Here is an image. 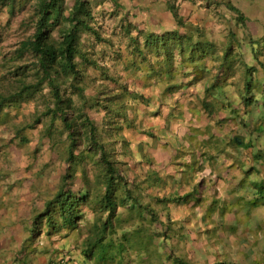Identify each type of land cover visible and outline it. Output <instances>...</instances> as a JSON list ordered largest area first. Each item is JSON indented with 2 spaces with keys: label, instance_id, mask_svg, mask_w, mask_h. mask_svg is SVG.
<instances>
[{
  "label": "trees",
  "instance_id": "obj_1",
  "mask_svg": "<svg viewBox=\"0 0 264 264\" xmlns=\"http://www.w3.org/2000/svg\"><path fill=\"white\" fill-rule=\"evenodd\" d=\"M204 2L226 7L235 14L238 26L245 28L249 17L230 0ZM27 3L32 17L22 24H30L33 31L1 64L5 72L0 69V123H8V106L16 107L17 116L23 102L42 97L44 109L35 115V123L49 117L42 136L64 141L51 148L64 157L66 167L55 193L34 213L30 237L15 260L25 264H225L223 233H238L241 219L230 222L228 216L240 212L232 208L230 193H210L205 178L189 176L188 160L193 172H199L214 167L220 155L230 157V148H237L238 162L250 147L255 159L264 157L243 132L248 127L264 134V114L259 116L263 125L252 127L240 114L254 104L264 111V81L258 75L264 73V36L240 38L230 31L218 41L204 26L187 20L176 0H167L175 28L157 30L122 21L128 53L115 51L104 60L107 51L97 47L112 46L113 41L102 33L91 0H73L69 7L65 0H0V9L12 14L16 6ZM244 41L249 43L252 62ZM129 75L145 77V83L132 84ZM155 84L157 99L145 92ZM193 85H201L194 99H181L183 89ZM87 89L93 94L88 96ZM187 106L195 109L191 112L197 119L194 125L184 119ZM88 108L104 112L100 124ZM201 119L204 123H199ZM34 127L31 123L17 127L9 140L27 143L22 132ZM130 131L142 135L138 142L128 135ZM6 143L1 140L0 153ZM153 149L167 155L174 173L154 166ZM78 177L82 186L75 188ZM257 190L261 195L249 198L246 216L264 205L259 203L264 186ZM174 204L187 213L173 217ZM197 238L215 249L211 253L215 259L203 251Z\"/></svg>",
  "mask_w": 264,
  "mask_h": 264
},
{
  "label": "rangeland",
  "instance_id": "obj_2",
  "mask_svg": "<svg viewBox=\"0 0 264 264\" xmlns=\"http://www.w3.org/2000/svg\"><path fill=\"white\" fill-rule=\"evenodd\" d=\"M230 1L249 17L245 28L238 26L235 14L224 6L216 7L214 3L207 6L204 0H176L180 12L186 19L204 26L218 41L225 40L230 31L236 32L240 38L251 35L260 40L258 37L264 36V0ZM91 2L102 33L113 41L112 46L100 44L97 47L98 51L104 48L107 51L104 60L108 59L109 53L122 51L125 44V38L118 33V27L123 20L121 17H129L132 22L143 24L151 29L166 26L171 28L170 24L177 26L175 19L172 18L173 15L168 10L166 0H91ZM72 3L73 0H65L67 7ZM31 9L30 3L16 6L12 14L5 9H0V69L4 72L5 68L1 64L5 56L11 54L24 36L33 31L30 24L27 27L22 24L28 20V17H32ZM86 43L89 44L87 41ZM244 49L251 61V50L247 41H244ZM42 102L40 96L36 102H23L17 116L15 115L16 107L8 106L7 111L10 113L8 123H0V145L1 140L7 142V146L0 153V191L5 195L17 190L16 195H10L12 197L10 203L14 205L22 200L25 202L24 205L32 202L35 206L42 208V205L38 203H42L43 198H48L55 193L60 184L61 175L65 172L64 157L57 154L48 141H42V130L48 127L49 117H42L38 123L34 120L35 115L44 109ZM30 123L35 124V127L26 128L22 132L28 138L27 143L19 138L9 140L15 134L17 127ZM55 126L60 129V121H57ZM61 145L58 143L57 148ZM76 183L75 188L81 187V178H78ZM247 185L249 188L255 187L250 182ZM263 201L264 198L259 200V203ZM4 209L5 206L0 200V214L4 213ZM179 209H176L177 218L187 213L186 209L183 212ZM250 212L248 216L246 212L228 216L230 222L233 218L236 221L238 218L241 220L238 223L237 234L223 233V243L227 244L224 248L227 252L221 258L224 259L225 264H264V206L252 208ZM6 217L18 222L12 213L4 215V219ZM89 217H91L90 214ZM6 225L7 222L0 221V237ZM197 239L203 251H208L212 255L215 249L205 239ZM222 252L225 253V250ZM212 259H215V255H212ZM16 263L25 264V260L22 261L19 258Z\"/></svg>",
  "mask_w": 264,
  "mask_h": 264
},
{
  "label": "crops",
  "instance_id": "obj_3",
  "mask_svg": "<svg viewBox=\"0 0 264 264\" xmlns=\"http://www.w3.org/2000/svg\"><path fill=\"white\" fill-rule=\"evenodd\" d=\"M121 18H126L125 20L124 19L122 20L124 21V23L132 22L129 19V17H121ZM172 18L174 19V17ZM132 23L136 24L137 22L133 21ZM137 24H140V23H137ZM171 25L172 24H170L171 28L176 27V26H171ZM145 27L148 28V26H145ZM168 28L169 27L166 26L164 28H157V30H165ZM118 30H119L118 33L121 34L123 38H125V44L122 47V51L120 50H117V51L128 53V37L121 32L120 26L118 27ZM121 73L125 74L124 71H121ZM258 75H259L260 81L261 82L264 81V73L259 71ZM145 79H146L145 77H140L137 75L128 76V80L130 81V83L136 84V85H143L145 83ZM261 85L262 84H260V86ZM263 87H261V89ZM200 90H201V85H193L190 87H185L183 91L186 94L182 93L181 99L186 98L188 101L192 100L194 99L195 93ZM90 92L91 93H89V89L86 90V93L88 96L89 94L92 95L94 91L91 89ZM145 92H146V95L151 96L153 99H157L159 95V88L156 84L153 86H149V87L147 86V88L145 89ZM258 96L262 97V94L259 93ZM74 98H77V97L74 96ZM144 108L145 106L141 105V110ZM194 110L195 109L193 108L190 110V108H188L187 106L185 114H184V119H186V121H189V122L192 121L193 125L197 123L196 122L197 119L192 118L191 116L192 114L191 112ZM88 112L90 113L91 117L96 121L97 124L101 123L103 116H104V112H100L99 110H97V108H91L88 110ZM240 114L241 116L245 117V119L247 120V123H250L249 127H252L253 124H256V123L263 125V120L261 118L259 119V116L261 115L260 117H263L264 111H262L260 106H256L254 104L250 108L249 111H247L246 113L244 111H240ZM145 121H147V119H145ZM199 123H204V120L201 119ZM238 128H239L238 126H235L234 128L235 132H237ZM248 129H249L248 127H245V129L243 130V132L245 131V133H247V138H246L247 141L248 142L253 141L255 145H257L254 147V151L256 147H258L259 150H261L264 154L263 130L262 131L260 130L259 132H251ZM180 130H181L180 134L183 135L184 127L180 128ZM250 133H253V137L250 136ZM128 135L131 137V139L136 138L135 141L137 142L140 140L139 138L142 137L141 134H138L137 132H134V131H130ZM42 137H43L42 141L43 142L48 141L51 147L53 146V143L58 144L60 142V141H56V139H50V137H46V136L45 137L42 136ZM61 144H64V141H62ZM228 151L230 153V157L227 158L225 156L220 155L218 157L219 158L218 162L216 165H214V167H206L205 169H202V171H199V172H193L192 170L193 164L191 160H188L191 166L190 167L191 171L189 172L190 173L189 176H192L195 179L205 178L206 182L211 185V189L209 190L210 193L217 191V193L222 196L225 195L227 192L230 193L234 201L232 208L238 209L240 213H244L247 211V208H249L250 206L248 204L249 198L252 199L255 196L259 197L261 195V192L258 193L257 189L258 187L264 186V157L260 159L257 158L258 160L255 159L254 155L252 156V154L254 153V152L252 153L253 148L250 147L245 150L246 156H242L243 157L241 159L242 162H238L237 161V156H238L237 148H234V149L230 148ZM153 153L156 157L155 164H154L155 167L160 168L162 169V171L167 172V173H174V171L170 169V165H168L169 160L166 154L159 155L156 149H153ZM147 168H148V165L144 163V170H147ZM245 173L248 174V178L246 179L244 186H246V184L250 182L251 184L255 185L254 188H249L248 185L246 186V188H244L243 184L241 183V180L245 176ZM78 178H76L75 180V185H77L76 182ZM81 183H82V180H81ZM248 192H251V194L249 195ZM17 193L18 192L16 190L11 194L16 195ZM6 194L3 195L2 191H0V200L3 202V205L5 206L4 213L0 214V221L4 223L7 222L6 228L3 230L4 233H2V237H0V264H19V263H16L17 261H15V254L23 248V244L30 237V226H31L34 213L40 210L41 208H39L38 206H35L32 202H28L26 205H24L25 202L22 200H20L19 204L18 203L15 205L11 204L10 203V199H12V197H10L11 194L10 193H6ZM241 196H245V198L243 201L239 202L238 199ZM46 199L47 198H43L42 203L39 202L38 205L41 204L43 207ZM261 206H264V205H261ZM35 207H37V209L34 210ZM175 208L179 209L181 208V206L177 204L176 205L174 204L172 206V209H171L172 216L177 218L176 213L178 211H176ZM179 210L183 212L185 208L182 207ZM8 213H12L14 215V218L18 220V222L16 223L15 220H10L9 217H6L8 218V220H6V218L4 219V215H8ZM32 263L35 264L34 261L29 262V264H32Z\"/></svg>",
  "mask_w": 264,
  "mask_h": 264
}]
</instances>
